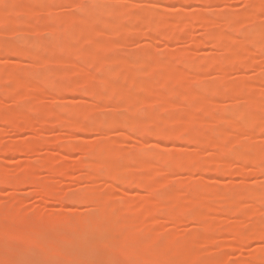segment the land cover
I'll return each mask as SVG.
<instances>
[{
	"label": "rangeland",
	"instance_id": "obj_1",
	"mask_svg": "<svg viewBox=\"0 0 264 264\" xmlns=\"http://www.w3.org/2000/svg\"><path fill=\"white\" fill-rule=\"evenodd\" d=\"M5 5L9 7L5 8ZM0 8L10 19L7 23L0 24V43L4 47H10L11 50L14 48L12 46H29L33 52L32 59L26 60L15 54L5 53L4 49H1L3 52H0V85L11 87L12 83L9 79L19 74L15 69L19 67L28 71L33 87L27 90L30 98L16 103L7 101L0 106V113L7 114L11 110L20 108L36 121L45 119L51 114L57 116V118H51L47 124L43 123L44 128L41 126L42 123L40 126L37 125L38 130L34 132H17L12 126L0 121V145L7 147L6 152L0 155V173L11 176L32 166L37 169V177L43 183L56 186L60 193L64 195L81 193L82 195V192L90 190L88 188L90 183L84 181L82 177V174L87 172L86 166H78L82 160V154L78 150L74 149L71 152L69 149L66 151L71 153H68L66 158L67 152L63 151L64 147L61 148L59 145L69 146L73 143L75 145L78 141L83 144H93L102 138H109V141H114L120 152L129 155L130 158L135 157L151 163L150 167L140 171L139 177L147 182L153 181L152 187L157 188V192H161L160 201L156 205H148L145 210L146 214L154 217L156 221L148 222L145 227L150 229V226H153L154 229H159L162 236L157 241L185 239L199 228V218L210 225V229L208 234L198 240L192 248V254L202 259V261L199 258L193 259L197 261L194 262L195 264H203L204 259L215 260L213 257H217V261H212L213 263L210 264H264V240L248 238V235L254 231L264 229V166H255L259 164L258 161L254 165L245 163L240 161L241 158L237 159L234 156V151L245 146H252L261 152L260 162L264 165V46H260L259 41L251 43L244 41L247 34H257L254 37L262 34L264 36V0H5L0 3ZM59 14L66 16L68 22L75 24L69 26L66 24L67 21H59L57 18ZM104 16L107 23L101 26V31L91 40L87 36L86 27L76 24L91 22ZM98 21L93 22L99 23ZM208 32L220 34V36L216 35L217 38L220 37L218 43L215 41L216 44L213 43L210 38L205 39ZM258 33L261 34L258 35ZM214 37L211 39L216 40ZM57 38L76 46L77 51L75 47L70 51L61 49V52L57 48V52L54 50L57 55L52 53L44 57V46ZM214 44L221 46L214 47ZM240 45L245 48L244 51L239 57L232 58V52ZM104 56L109 59L105 60ZM141 59H147L154 64L151 77L148 75L150 71L148 74L145 73L144 66L139 64ZM121 61L129 65V73L126 75H124L125 66ZM84 73H91L98 77L93 83L88 81L89 86L85 85V87L95 88L101 94L104 100L101 110L99 108L98 112L97 109L94 112L96 101L86 96L83 90H77V93H74L76 91L74 90L72 94H69L71 92L56 93L57 95L52 99L45 98L46 101H42L44 93L53 94L52 83L57 86V84H70L73 81L81 82ZM122 73L124 74L121 75ZM49 76L52 81L48 83L41 81V77ZM180 76H184L185 79L181 81ZM145 83L150 84L151 88L144 90ZM168 88L176 92L185 90L195 97L193 99L192 96L190 100H187L184 99L186 96L183 95V98L182 94H178L170 99L171 104L167 106L162 94ZM141 95L148 101L147 104L142 103L144 106L140 104L141 107H127L128 111H125L126 108L124 109L123 105L133 98L136 100ZM211 103L214 104L213 109L209 108L213 106ZM113 105L116 108H113L115 107ZM74 110L86 114L90 112L89 116L94 112V117L98 116L101 119L107 115L129 117L128 114H131L135 124L131 129L117 127L119 125L113 127L109 124L112 127H106L104 131L107 136L101 132L86 130V132L82 130L79 132L72 129L69 124L73 118L71 112ZM41 111L45 113L42 114ZM246 111H251L255 116L249 115V112L246 114ZM45 114L49 115L43 116ZM156 116L162 119L156 122V119L154 120ZM187 116L190 119L194 118L189 128L198 134L197 144L194 141L188 143L187 139L186 141L175 139L174 135L173 138L164 135L165 137L155 139L154 133L150 135L144 132L146 129L148 132L150 130L157 132L166 126L167 129L168 126L171 129L174 126L173 128L180 130L179 128L183 126L182 120H185ZM108 119L109 116L106 121ZM172 130L173 133L177 132ZM139 134L140 139H137ZM141 135L144 140L141 139ZM56 137L59 138L56 143L42 141L43 139L55 141ZM29 141L38 143L34 153L18 154L10 148L12 144ZM214 142L220 145H214ZM256 149L254 152L251 150V153H255ZM46 156L52 159L55 167L68 165L72 170L71 176L67 178L50 176V172L44 167H39L41 157ZM123 158L125 160V156ZM221 158L226 160L223 161L225 166L217 168V162L221 161ZM130 166H133L132 163ZM99 174L101 177L96 183L98 188L96 192H105L106 208L114 220L124 216L120 209L121 205L143 200L149 194L146 189L142 190L139 187L141 184L138 186L134 183L135 181L139 183V177H134L129 186L125 182L123 187L120 186L117 189L115 187H119L120 183L110 181L112 179L109 177V180L104 178L108 174L104 175L102 171H99ZM40 192L39 188L28 186V184L18 188L0 185V209L3 210L2 212L6 210L8 216L4 218L0 210V230L2 226L7 227H3L7 231L3 229L0 231V264H59L61 259L60 264H72L73 259L65 254L68 253L65 250L72 249L70 251L73 252L71 243L75 241L76 236H72L71 232L76 234L77 229L81 228L80 225L75 227V219L80 216L94 218L98 214L97 209L92 204L79 201L60 204L57 199L45 197ZM174 197L178 198L177 204H174ZM15 200L18 203L16 205H19V209L16 210L20 212H16L14 208H7ZM194 201L196 206L192 205ZM46 210L66 214L70 220L72 219L71 223L74 220L75 224L69 223L68 218L66 223L55 224L60 226V229L58 226L53 228L52 225L47 231L56 229L52 233L55 232L57 235L53 237L49 231L51 238L49 235L47 237L46 231L44 237L43 235L38 237L39 242L41 241V244H38L42 246L29 245L28 241H25L26 238L20 240L19 236H15L18 238L16 239L11 234L12 231L8 232L12 229V233L15 231L14 234H17L18 226L32 225L39 214L47 212ZM174 210L176 211L171 214L176 215L177 224L173 225L166 221V217ZM178 210L180 212H177ZM233 212H240L239 225L234 222ZM57 228L58 232H56ZM232 232L240 234L241 239L234 248H229ZM58 233L62 248L61 243L57 241L59 247L57 245L58 249L54 248L55 251L53 245L56 243L55 238L59 237ZM63 235L66 237L64 238ZM126 235L127 231L122 232L116 229L114 234L109 233L108 238L104 239L108 240V244L109 240L114 241L115 243L111 244L113 246L117 244L118 250H116L117 247L112 249V246H108L106 241L100 239L102 242L99 241V243L103 249H100L99 245L100 248L90 245L94 246L92 247L95 251L96 248L97 252L102 251L101 256L104 258L98 255L99 252H95V255L93 249H91L92 252L86 249L84 255L91 260L88 261L87 258L84 260L81 257L79 261L82 260V263L84 261L83 264H98L102 261L118 260L123 264H130L131 262L128 261L130 248H134V245L129 246L131 241H126L124 238ZM145 237L137 239L135 241L137 244L132 242L135 244L134 249L139 246L137 251L144 250L145 246L150 248L145 249L146 253L138 252L142 253V256H152L153 259L155 255H158L157 253L160 254L168 249L171 250L169 253L166 251L167 253L163 252L159 255H167L164 256L165 261H168V263L165 262L166 264H190L188 259L190 256L187 258L189 254L187 256L185 254L186 257H184L183 250L178 253L180 245L175 252L176 246L173 243H169L170 247L173 245L171 249L166 245L168 243L163 244L168 246L165 249L161 245L162 242L156 245V241L154 245L162 247L163 250H158L157 247L154 255L155 246L150 244L149 236ZM49 238H53V241ZM14 242L21 247L23 245L24 250L37 247L39 251L37 248L38 252L35 253L31 250L20 251V245H14ZM125 242H129L126 243L127 248ZM26 243L33 247L25 246ZM144 244L142 248L141 245ZM16 245L19 246V252ZM148 251H151L150 255ZM107 254H110L111 258H108ZM144 258L141 259L142 263L139 258L134 264H164V259L160 258V260L159 257L155 259L160 262L163 260V262L156 260L158 262L156 263L154 259L150 258L149 261Z\"/></svg>",
	"mask_w": 264,
	"mask_h": 264
},
{
	"label": "bare ground",
	"instance_id": "obj_2",
	"mask_svg": "<svg viewBox=\"0 0 264 264\" xmlns=\"http://www.w3.org/2000/svg\"><path fill=\"white\" fill-rule=\"evenodd\" d=\"M3 1H5V0H0V3H2ZM25 8L28 10L27 5H25ZM107 12H110V11H107ZM57 18H58L59 21H67L66 24H68L69 26H70V24H72V25L75 24L74 22H68L66 16H64V15L59 14V15H57ZM9 20L10 19L4 14V11L0 8V24L1 23H7ZM94 20H99L98 21L99 23L93 22ZM94 20H92L91 22H87V23H85V22L84 23H82V22L76 23L78 25L81 24L82 26L86 27V29L88 31L87 36L89 37V40H91L92 38H94L95 35L98 34L101 31V29H102L101 26L102 25H105L107 23L106 16H104L102 18H99V19H94ZM198 20H199V18H198ZM53 31H55V29H53ZM209 33L210 32H208V36L209 37L206 36L207 38H205V39L210 38V41H213V43H215V42L218 43V40L220 38L219 37L220 34L219 33L217 34L216 32H211L212 33V35H211V33L210 34ZM214 33H216V34H214ZM260 34L261 33H258V35H260ZM206 35H207V33H206ZM213 35H215V37ZM216 35H219L218 38L216 37ZM255 35H257V34H253V35L247 34L246 35V39H244V41H246V43L258 42L259 41V43L261 42L260 43V46H264L263 45L264 44V36H263V34L261 36H259V37H257V36L254 37ZM210 36H213L214 39H216V40H212L211 38H213V37H210ZM250 36H253V38H250ZM252 39H254L255 41L252 40ZM261 39H262L263 42L261 41ZM55 40L56 39H54L51 43H48V44H46L44 46V48H43V53H44L43 55H44V57H48L47 55H51L52 53L54 55L55 54V51L54 50H56L57 48L59 49L60 52H61V49L66 50V51L72 50L73 47L76 48V51L78 49L76 46H74V45H72V44H70L68 42H62L58 38H57L56 41ZM2 45L3 44L0 43V52L4 49L3 51L5 53L15 54V55H17L19 57H22V58L26 59V60H31L32 59L33 52H32V49L29 46H25V45L12 46V48L13 47L14 48L11 50L10 47H7V46L4 47V45L3 46ZM219 46H221V45L217 44L214 47H219ZM240 46H239V48L237 50H234L232 52V54H233L232 58L239 57L241 55V53L244 51L245 48H242L243 47L242 45H240ZM56 52H57V50H56ZM55 55H57V54H55ZM104 59L105 60H108L109 58L107 56H104ZM121 63H122V65L125 66L124 67L125 68L124 69V71H125L124 73L125 74L122 73L121 75L128 74L129 73V68H128L129 65L126 63L128 65V66H126V64L124 63V61H121ZM139 64H142V66H144V72L145 73L148 74L149 73L148 71H150V73L148 75L151 77L152 76L151 75V72L154 70V67H153L154 64L153 63L151 64V62L149 60H147V59H141V61L139 62ZM145 68H147V69L145 70ZM15 69H16V71L19 74H17L16 76H14V77H12V78L9 79V81H11V83H12V86L11 87H5L4 85H0V106H2L3 104H6L7 101H11V102L16 103L17 101H22L25 98H30V95L28 94L27 90L29 88H32L33 87V83H32L33 81L31 79L28 71L25 70V69L19 68V67H16ZM154 72H153V74H154ZM135 73L136 72H134V74ZM50 77L51 76L46 77V78L44 77L45 79L41 77V81L44 80L45 82L48 83L52 79V78L50 79ZM180 78H181L180 79L181 81L185 79L184 76H180ZM97 79H98V77L96 75H93L91 73H84L83 78L81 79L82 80L81 82L73 81L70 84H63V85L62 84H60V85L57 84V86H56V84H53L52 83V85L54 86L53 87L54 89L52 88L53 89V92H52L53 94H51V93H44L43 94L44 97L42 96V101H46L45 98L52 99V97H54L55 95H57L56 93H58V94H62V93L67 94V93L71 92L69 94H72L74 92V90H76L74 93H77L78 92L77 90H81V91L83 90L82 92H85V95L86 96L91 97L92 99L94 98V100L96 101L95 102L96 103V106L94 105V108L93 109L95 110L94 112H96V109H97V112H98V109L100 108V110H101L103 108L102 106H104L103 105L104 104L103 103L104 100H103L101 94L95 88L90 87V89H88V88L85 87V85L89 86V82L88 81H92V83H93ZM143 88H144V90H146V89L148 90V88H151V85L148 84V83H145L143 85ZM184 91L176 92V90H173L172 88H168V89L165 90V93L162 94V98L164 99V101L167 102V106H169L171 104L170 103V101H171L170 99L173 98L175 95H178V94L179 95L182 94L181 97L184 98V96H186V98H184V99L190 100L192 98L193 94L192 93L190 94V92L188 93L187 91H185V92ZM187 95H189V96H187ZM138 97L136 98V100H139V101L136 102V100H134L135 98H133V99H131L130 101H128L126 103L127 106L126 105H123V107L125 106L124 109L126 108L125 111H128V108L129 107L131 108L132 106L133 107H135V106L139 107L140 104H141V106H144L142 103H144L145 105L147 104L148 101H146V99H145L144 96L141 95V96H138ZM187 97H189V99ZM194 97L195 96H193V99H194ZM133 102H134V104H133ZM211 105H213V106L211 107L209 105L210 107L209 106L208 107L211 108V109H213L214 108V104L211 103ZM113 106H115V105H113ZM36 108L38 109V107H36ZM113 108H116V106L113 107ZM94 112H93V114L91 113L90 116H89L88 114L90 112L88 114H86V113H83V112H81L79 110L72 111L71 112V115H72L73 118L69 121L70 127L72 129L78 130V131L79 130H82L83 132L93 131V132H97V133L98 132H101V133L104 134L105 133L104 131H105V128L106 127L107 128L108 127H112V126L113 127H116V125H119L117 127H120L121 126L122 128L131 129L134 126V124H135L134 123V120L132 119L133 116L131 114H128V115L131 116V118H130V116L128 117L127 115L126 116L125 115H123V116H114V115H112L113 117L111 115H107V117L109 116V119L106 121L107 117L102 118L103 119L102 120L100 117L98 118V116H96V118H97V120H96V118L94 117ZM248 112H249V115L255 116L254 113H252L251 111H248ZM248 112L246 111L245 113L247 114ZM5 113H0V121L1 122H4L7 125L12 126L17 132H22V131L34 132V131L38 130V129H36L37 128L36 127L37 125L40 126L41 123L42 124L43 123H46L47 124L50 121L51 118H53V117H56L57 118V116L55 114L49 113L51 115H49V114L43 115V116L49 115L45 119H42L40 121H36L34 118L30 117L28 114H26L20 108H17L15 110H11V111L7 112V114H5ZM41 113L44 114L45 111H41ZM158 116H160V115H158ZM158 116H156L154 118V120L156 119L155 120L156 122L158 120H160V118H161V117H159V119H158L157 118ZM188 116L185 117L186 118L185 120H182V125L183 126H181V128H179L180 130H178V128L177 129L176 128H173L174 126L173 127L171 126L172 129H174V131H177V132H174L173 133V130L170 128V126H168V129H167V126H166V127L163 128V130H159V131L157 130V132L152 131V130H150L148 132V129L144 130V132H145V134H148L149 133L150 135L154 133L153 135L155 136V139H157V138L159 139V138L165 137V136L168 137V135H169V137H171V138L174 137L175 139H177V138L179 140L182 139L181 141H183L184 139L186 141V139H187L188 140V143H193V141H194V143L197 144L198 143V140H199L198 134L195 133L194 131H192L189 128V126L191 124L190 122H193L194 121V118L190 116L191 117V119H190ZM88 117H90V118H88ZM114 117H116V118H114ZM117 118H119V119H117ZM95 120H96V123H94ZM109 124L112 125V126H110ZM41 126H42V128H44V124L41 125ZM82 131H79V132H82ZM105 136H107L106 133H105ZM141 137H142L141 139L144 140V138H143L142 135H141ZM106 138H108V137H106ZM108 139H105V138L103 139L102 138V139L96 141L93 144H83V142L78 141V143L76 142L75 145H74V143H73V145H69V146L68 145H59L61 148L64 147L63 148V151H66V150H69L70 149L71 152H72L75 149V150H78L82 154V160L79 162L80 165H78V166H82V167L86 166L85 169L87 170V172L82 174L83 175L82 177L85 180L82 179V177H81V179L84 180V181H86V182H89L90 183V187L88 186V188L90 190H87L88 191V192L86 191L87 193L85 191L82 192V195L79 192H78L79 193L78 195H76V194L73 195V194H69V193H66V195H64V193L63 194H62V192L60 193V191H58V188L56 186H54V185H51L50 186V185H47V184L43 183L41 181V179H39L37 177V174H36L37 173V169L34 168V167H32V166H29V167L25 168L21 172L14 173L11 176H6V175H3V173H0V185L1 184H5V185H7L9 187L18 188V187H21L23 185L26 186L28 184V186L29 185L30 186H34V187L36 186L37 188H39V190L41 191L40 193L43 196L49 197V198H53V199H57L58 203H60V204L69 203L70 201L71 202L72 201L73 202L79 201V202H82V203L83 202H86L88 204H92L95 207V209H97L98 214L96 212L97 216H95L94 218L93 217H90V216H85V217H81L80 216V217L76 218L77 220L75 219V223H76V226L75 227H78L77 225H80L81 228L79 227L80 230L77 229L78 232L76 234H73V232H71L72 233V236H74V237L76 236L75 241L74 242L72 241L73 243H71L72 244V247H73V252L70 251V250H72V249L69 248L70 247V244L68 246V250L69 249L70 250L69 251L65 250V252H68V253H65V254L66 255H70L72 257V259H73V262L71 261L72 264H77V262H81L82 260L79 261V259H81V257H83V259L84 258H87L86 257L87 255H84L85 250L86 249L87 250L90 249V252H92L91 249L94 250V248H93L94 246L97 247V248L100 246L101 243H99V241L102 242L104 240V241H106V244H108V242H107L108 240L107 239L105 240L104 238H106L109 233H113L114 234V231L116 229H120V230H122V232H123V230L124 231H127V235L124 238H126V241L127 240H129V242L131 241L129 246H132L131 244H133L134 245V248H135V244H137V243H135V241L137 239H141V237L146 238L145 236H149L148 238H149L150 241L149 240L148 241L152 245H154V243L157 241V239L160 240L161 237H162V236H160L159 229H154L153 226H150V229H148V228L145 227V225L148 224V222L149 223H155L156 222L155 219H154V217H149L146 214V212H145L146 207L148 205H156L160 201V196H161V192H157V188H155L154 186L152 187L151 182H153V181H148L147 182V180H145V181L144 180H141V178L139 177V176H141L140 175V171H142L145 168L150 167L151 163L145 162V161H141V160H139V159H137L135 157H131L130 158L129 155H126V154L120 152V150L117 149V147L115 146L114 141H109L110 139L109 140ZM137 139H140V134L137 136ZM54 140L55 141H48L46 139H43L42 141H43V143H45V142H53V143H56L59 140V138L56 137ZM217 144L220 145V143H215L214 142V145H217ZM37 146H38V143L37 142H35V141H29L28 143L27 142H22V143L12 144V145H10V148L15 153H18V154H29V153H32L34 150H36L35 147H37ZM6 148H7L6 146L0 145V155L6 152ZM244 149L247 150V152ZM250 149L253 150V152H254V149H256V148L255 147H252V146L251 147L250 146H245L244 148H240L239 150L234 151V156H236L237 159L238 158H241V160L240 159L239 160L242 161V162L251 163L252 165H254L258 161L259 164H255V166L256 165L264 166L260 162L261 157H262L261 152L258 149H256V152H255L256 154L255 153H251V150ZM66 152H63V153H66ZM71 152L68 151L65 154V155H67L66 158L68 157V153L70 154ZM124 156H125V160L123 158ZM126 157H128V158H126ZM41 158H40L41 160H40V163H39L40 164L39 167L40 168H43L44 167V169H46L48 172H50L49 173L50 176H52V177L53 176L54 177H61V178L62 177L67 178V177H70L71 176L72 170H71V168L68 165L56 166L55 167L53 165V163H52V159L49 156L41 157ZM63 159H65V158H63ZM129 159L132 161L131 163H132L133 166H130L131 163H130V160ZM223 159L221 158V161L217 162V166H216L217 168H220V167L225 166V164H224L225 162H223V161H226V160L225 159L223 160ZM243 160H245V161H243ZM65 164H67V163H65ZM99 171L100 172L102 171L104 175H107L108 174L106 177L103 176L104 178H107L108 179V177H109V179H112L110 181H113L114 183H116V182L120 183V184H118L119 187H115L117 189L120 188V186L123 187L124 186L123 184L125 182H126L125 184H127L129 186L130 185L129 183H132L131 180L134 177L135 178L139 177V179H140V181L142 183L140 181H138V180L137 181L139 183H137L136 181L134 183H136L137 185L138 184L139 185L141 184L140 186L139 185L138 186L140 188H142V190L146 189L149 194L143 200H139V201L137 200V201H134V202H129L128 204L121 205V208L120 209L124 213V216L121 217V218H116V220H114V218H112L113 216L108 213L107 208H106L107 207V203H106L107 198H106V196L104 194L105 192H100V193H97L96 192V190L98 189L97 186H96L97 185L96 183L100 180L99 178L101 177L100 174H99ZM232 171L235 172L234 170H231V172ZM128 180L130 182H128ZM146 182H147V184H146ZM113 185L115 186V184H113ZM113 185H111V186L114 187ZM142 185H144V187ZM80 195H81V197H80ZM77 196L79 198H77ZM173 199H174V204H177L179 202L177 197H174ZM12 200H14V199H12ZM15 201L13 203L11 202L8 205L7 208H14V210L16 212H20V211L16 210V209H19V205H16L17 201L16 202ZM195 202L196 201L192 202V205L193 206H196L197 205ZM115 209L118 210L119 208L115 207ZM2 211L3 210H1V215L2 216L4 215L5 216L4 218L8 217L7 214H6V210H4V212H2ZM46 211L47 212L44 211V212L40 213L39 216L33 221V224L32 225H28V226L20 225V226H18L16 228L17 229V234H14L15 231H14V233H12L13 232L12 229L11 230H8V232L9 231H12L11 234H13L14 237L15 236H19L20 240L21 239L24 240L26 238L25 241L26 242L28 241L27 243L29 245L42 246V245H40L41 244L40 243L41 241L39 242V238L38 237H40L42 235H43L42 237H44V233L48 230V228H50L52 225H53V228L56 227V226H58V225H55V224H59L60 225L61 223L62 224L63 223H66L68 221V218H69L68 215H66V214L50 212V210H46ZM175 211L176 210L170 212L169 213L170 215H168L166 217V221H168L169 223H171L173 225L174 224H177L175 222L176 215L171 214V213H174ZM177 212H180V211L178 210ZM3 213H5V214H3ZM232 215H233V217H235L234 222L236 223V225H239L240 222H241L240 221V212H233ZM69 220H70V218H69ZM71 220L69 221V223H71ZM198 220L200 221V222H198L199 223L198 224L199 225L198 226L199 228H196L197 230H195V232L193 231L192 233H190V235L187 236L185 239H181V240H179V238L178 239H171V240L170 239H164L165 242H164V240L163 241L162 240L161 241L158 240L159 242L157 241L156 245L158 243L160 244V242H162V244H161L162 246H163V244L165 245L166 243H168V244H166L168 246L173 243V245L176 246V247H174V249H176L177 247L179 248V245H180L181 248H179L180 249L179 250L180 252H178V253H181V250H183L182 251V254L184 255V257H186L189 254L187 256V258L190 256L188 258L190 264L194 263L195 261L193 259H196V258H199V257L196 254H192V248L195 246V243L198 240L203 239L208 234L209 229H210V225L205 224V222H203L202 219H199L198 218ZM5 221L6 220H4V222ZM7 221L9 222L8 218H7ZM73 223H74V220H73V222L71 224H73ZM64 226H65V224L63 225V228H64ZM3 227H5V226H2V229L5 230V231H7V229H5L7 227H5V228H3ZM20 227H22V228H20ZM59 227L60 226H58V228ZM61 227H62V225H61ZM18 228H20V229L18 230ZM58 228H57V231L56 232H58ZM16 229H14V230H16ZM50 229H49V231H50L49 234L51 236L55 237V235H57V233L55 234V232L54 233H52V232H53V230H56V229H53V230H50ZM20 230H21L22 233L20 232ZM49 231H47V233H46L47 237L49 235L48 234ZM263 231H264V229H258L256 231H254V233L248 235V238L254 239V240H258V239L259 240L260 239L264 240V232ZM9 233H7V234H9ZM18 233H20V235ZM63 233H65V232L63 231ZM71 233L69 234V238L71 237ZM50 235H49V237H50ZM58 235H59V233H58ZM2 236H3V234H2ZM14 237H13V239H14ZM65 237H66V235L64 236V238ZM67 237H68V233H67ZM231 237L232 238H230V246H228V247L229 248H234L239 243L238 241L241 239V235L238 234L237 232H232L231 233ZM15 238L18 239L17 237H15ZM59 238H60V235H59L58 239ZM151 238H152V240H151ZM153 238H155V240ZM52 239H50V240L53 241ZM58 239H57V237L55 238V241H56L55 245H53L54 244L53 242H48V243L52 244L53 246H55V247H53V249L57 247V245H58L57 244V241H58V243H61L60 244V247L62 246V242H60L61 240L60 239L58 240ZM138 241H140V240H138ZM146 241H147V239H146ZM12 242H13V240H12ZM16 242H18V240ZM70 242H71V240H70ZM70 242H68V243H70ZM129 242H125V244L126 243L128 244ZM132 242H134L135 244L132 243ZM18 243H20V242H18ZM18 243H15L14 242L13 244L15 245V244H18ZM27 243L25 244V246L28 245ZM38 243H40V244H38ZM42 243H44V241ZM111 243L114 244L115 242L109 240L108 246H110V247L112 246L111 247L112 249H113V247H114V249H115V247H117L116 250H118V247L119 246L117 244L113 246V244H111ZM65 244H67V243H65ZM90 244H93L94 246L92 245L93 246L92 247ZM118 244L120 245L119 242H118ZM127 244H126V248H127ZM150 244H148V245H150ZM14 245H12V246H14ZM18 245H20V244H18ZM88 245L91 246V247L89 248ZM173 245H171L172 248H173ZM33 246H29V247H33ZM63 246H64V244H63ZM142 246H145V244L144 245H141V247ZM18 247L19 246H17V248L16 247H14V248H16L18 250L19 249ZM20 247H21V245H20ZM44 247H45V244H44ZM58 247H59V245H58ZM100 247H99L100 249H103L102 246H100ZM138 247L139 246H137L136 249H138ZM163 247H165V249L167 248L166 246H163ZM171 247L169 246L170 249H171ZM22 248H23V245H22L20 251L29 252V250H31L34 253L39 251V248H37V247H33V248H27V247H25V248H27V250H24V248L23 249ZM36 248L38 249V251H37ZM97 248H96V251L94 250V253L95 252L96 253L99 252V251L97 252ZM134 248L133 247L130 248L131 249V253L127 252V253H129V256H130V260H128V261L131 262L130 264L136 263V260H138L139 258H140L139 260L141 261V262L140 261L139 262L142 263V260L141 259H143V257H145L144 258L145 260H149L150 261V258L152 256H148L149 257L148 258L147 255L142 256V253H138V252H142V251L145 252L146 251L145 249L149 250L150 248H146V246L144 248L142 247L144 249L142 251H137ZM156 248L158 250L159 249L160 250H163L162 247H161L162 248L161 249L159 246H155V248H154V255H155L156 250H157ZM35 249H36V251H35ZM42 249H43V247H42ZM53 249H51V250H53ZM56 249H58V248H56ZM100 249H98V250H100ZM130 249H129V251H130ZM177 249H176L175 252H177ZM43 250H45V249H43ZM60 251H61V249H60ZM126 251H127V249H126ZM166 251L169 253V251H171V250L166 249ZM166 251L165 252L163 251V252L164 253H167ZM18 252H19V250H18ZM101 252H99L98 255L101 256ZM150 252H149V255H150ZM157 252H159V251H157ZM163 252H160V254L163 253ZM41 253H42V250H41ZM96 253H95V255H96ZM145 253H143V255ZM172 253H173V251H172ZM103 254L104 253H102V255ZM110 254H107V257L108 258H111L110 257L111 256ZM157 254L158 255H155V258L159 257L158 259H160V258L164 259L165 258L164 256H167L166 254H164V255L162 254L163 255V257H162V255L159 256L160 255L159 253H157ZM185 254H186V256H185ZM139 255L142 256V257H140ZM154 255H153V257H154ZM92 256L93 255L91 254V258H92ZM191 256H193V257L191 258ZM101 257H102V259L104 258L103 256H101ZM155 258H153L154 260L151 258V260H153V261H156L157 260L158 262H160L158 259H155ZM213 258L215 260H212V258H211V260L210 259H207V260L204 259L203 264H206V262L208 264H210V263H213V262L217 261V259H216L217 257H213ZM87 259H88V261L91 260V259H89V257ZM87 259H84V260H87ZM168 259H169V257H168ZM188 259L186 260L187 262H188ZM199 259H201V258H199ZM199 259H198V261H199ZM157 261H156V263H158ZM201 261H202V259H201ZM208 261H210V262H208ZM60 262H62V259H61V261H59V264H60ZM161 262H163V260ZM165 262L168 263V261H165V259H164V264H166ZM83 263H84V261H83ZM83 263L81 262V264H83ZM200 263H202V262H200Z\"/></svg>",
	"mask_w": 264,
	"mask_h": 264
},
{
	"label": "snow or ice",
	"instance_id": "obj_3",
	"mask_svg": "<svg viewBox=\"0 0 264 264\" xmlns=\"http://www.w3.org/2000/svg\"><path fill=\"white\" fill-rule=\"evenodd\" d=\"M9 7L8 5H5V8ZM98 264H123V262L114 260V261H106V262H98Z\"/></svg>",
	"mask_w": 264,
	"mask_h": 264
}]
</instances>
